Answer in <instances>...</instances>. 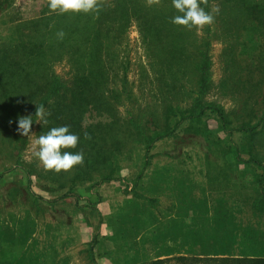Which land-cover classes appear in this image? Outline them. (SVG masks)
Wrapping results in <instances>:
<instances>
[{"label": "rangeland", "instance_id": "374dc122", "mask_svg": "<svg viewBox=\"0 0 264 264\" xmlns=\"http://www.w3.org/2000/svg\"><path fill=\"white\" fill-rule=\"evenodd\" d=\"M106 1L99 0V3L103 4ZM139 1L144 4L146 10L151 9L154 4L160 9H167L170 6L160 1L158 3L157 0ZM219 1L212 0L210 5V14L214 17L208 48L211 61V87L202 97L203 104L216 105L231 117L234 113H238L239 108H244L245 115L249 112L258 115L260 105L255 104V101H258L257 93L253 98H249L255 91L251 94L245 92L256 82L257 73H253V70L244 67L245 65L244 74L241 73L233 55L234 51L237 52L236 49L248 53L251 47L258 45L264 53V38L252 36L253 29L247 25H243L242 28L240 24L237 27L233 22L232 26L224 28L225 23H221V19L225 14L222 12L223 4ZM46 2L48 0H11L4 5L0 12V45L14 37L15 24L33 20ZM234 12L235 10L231 9L226 16ZM205 29L206 26L190 29L197 41L195 47L205 39ZM22 34L24 36L34 34L32 37H37L33 31L22 30ZM239 36L244 37L240 39L244 44L238 47ZM250 38L253 39L247 41ZM111 51V56L103 57V63L108 78L106 93L116 99V102L112 101L114 107L107 113L109 115L107 121L99 119L98 113L101 110L97 107L95 109L97 113L93 116L88 112L87 106L79 107L74 104L75 102L70 101L73 68L69 53L67 52V55H63L51 65L50 71L58 79L59 84L54 97L45 107L49 113L48 124L52 125V128L59 127L55 124L57 103L67 105L63 110L64 114L75 110L73 117L79 129L81 126L87 127V124L93 126L97 123L96 128L85 130L86 133L84 132L79 139V146L68 150L82 152L84 155L83 164L75 166L68 172L48 171L34 155L38 150L35 141L48 130L45 129V124L35 117L34 105L29 107L27 103L22 102L19 105L16 98L26 97L25 93L27 92L28 95L30 89L35 90V85L15 77L17 79H10L11 83L0 91V263L97 264L92 255L93 243L95 244L101 233H108L107 227L114 235L111 241L114 249L118 250L116 260L122 262L113 264H150V259L169 253L172 254L170 257L187 258L182 262L173 258L166 264H219L208 261L198 262L195 259V256L205 257L206 250L205 252L184 249L179 252L162 251L163 235L160 236L159 232L153 236L149 235L153 225H156H152L151 221L156 219L153 210L158 211L156 190L160 186L156 180L149 183L141 181L136 188L138 194H134L133 190L136 177L142 168L145 141L148 142L149 138H153L157 133L162 134L167 123L172 125L167 122L171 119L168 115L169 111H183L190 107L191 96L188 90L193 88L189 82L190 78H183L180 75L172 76L173 78L165 76L163 66L158 63L159 59L149 54L147 44L139 31V22L134 18L123 34L122 40L115 43ZM256 56L257 54L254 58ZM175 70L177 69L173 68V71ZM241 79L245 81L243 89H241L243 85ZM167 82L171 83L169 87H165ZM183 82L186 83L184 89L188 90L176 91L177 86ZM244 101H247L245 105H243ZM87 108V112L82 111ZM29 115L33 116L34 121L32 134L22 136L17 131V118ZM245 115L241 121L248 120ZM114 119L117 131L112 132L111 120ZM207 125L212 133L216 134L215 123L208 121ZM174 135L152 144V155L155 157L151 165L171 166L173 171L170 174L178 175L177 178L182 180L179 184L173 185L179 187L176 197L182 201V205L179 204V207L183 208L181 213L189 210L190 197L199 199L206 197L209 203L206 206L213 208L214 205L209 202V196H212L208 187L224 186V183L219 181L220 175L224 172L228 175L234 173L222 167L221 155L208 152L211 151L209 149L211 145L208 143L210 138L207 140L203 135H195L193 130L188 129V125H184ZM217 137L223 139L221 134ZM22 141L24 143L21 145ZM219 144L223 145V143ZM254 144L262 153L259 157L264 162V135L256 137ZM166 153H174L172 161L165 157ZM154 174L157 175L158 172ZM190 174H197V184L193 180L190 184ZM109 176L118 180L93 187L103 177ZM250 176L252 177V174L247 177L251 178ZM28 181L32 185L30 191L40 200L36 201V198L32 197ZM68 189L80 195V198L89 200L92 203L89 206L91 208L86 207L83 210L76 208L71 192L63 202L50 203L59 199ZM147 196L155 199L153 207L142 198ZM226 196L229 198V194ZM165 200L162 197L160 208L166 205ZM250 212L247 208V221L255 226L258 222L252 219ZM156 220L158 225L159 219ZM149 247L156 248L157 251L150 252ZM38 248H41L42 252L37 251ZM217 248L222 249L221 246ZM225 249L230 251L227 252ZM232 250L230 247H225L224 251H219L217 254L241 255L239 251L232 252ZM122 251L125 253L128 251L133 255L127 258L130 262L124 261ZM165 258L169 257H160V259Z\"/></svg>", "mask_w": 264, "mask_h": 264}, {"label": "trees", "instance_id": "16d2710c", "mask_svg": "<svg viewBox=\"0 0 264 264\" xmlns=\"http://www.w3.org/2000/svg\"><path fill=\"white\" fill-rule=\"evenodd\" d=\"M10 1L0 0V12L2 7ZM157 1L170 6L167 9H160L158 5L154 4L151 9L146 10L143 7L144 4L139 0H107L103 4L99 3L98 13L60 15L51 12L48 2H46L33 20L15 24L14 37L0 45V91L11 83L10 79H17L15 77L34 84L35 90L30 89L28 95L27 92L25 93L26 97H17L16 100L19 105L21 102L27 103L29 107L34 105V113H36L38 106L46 107L47 102L54 97L59 84L58 79L50 71L51 65L63 55H67L68 52L73 68L70 101L75 102L74 104L79 107L87 106L88 112L93 116L94 113H97L95 110L97 107L101 110L98 111L99 119L107 121L109 119L107 113L113 110L112 101L116 102V99L109 97L106 93L108 92L106 89L108 78L103 57L111 56V47L122 40L123 34L134 18L139 22V31L147 44L149 54L151 53L159 59L158 63L163 66L162 70L165 72V76L188 77L190 78L189 82L193 85L190 90L184 89L183 86L186 83L183 82L176 88V91H189L190 107L183 111H169L168 115L171 119H168L167 122L172 125L167 123L162 134L157 133L153 137L154 139L149 138L148 142L145 141L142 168L134 183V194H138L136 188L143 181L146 171L155 157L152 155V144L157 140L175 136L174 134L180 131L184 125H188V129L193 130L195 135H203L207 140L210 138L208 143L211 145L209 147L211 151L208 152L222 156L221 165L223 168H228L234 175L240 174L241 179H245L225 181L224 190L226 193L224 192V194H229V204L225 205L228 207L229 217L221 219L215 214L211 217L212 219L207 220L212 224L215 236L221 231L224 232V236L218 239L215 237L214 244L208 246V248H213L212 251H203L207 253L206 256L203 258L195 256V259L198 262L208 261L219 264H264V162L259 157L262 153L254 144L256 137L264 135V53L261 52L262 48L260 45L251 47V51L248 53L236 49L237 52L234 51L233 55L241 73L244 74V67L251 68L253 73H257L256 82L245 92L251 94L255 91L249 98H253V95L257 93L256 100L258 101H255V104L260 105L258 115H252L251 112L245 115L244 108H239L238 113H234L231 117L216 105H204L202 97L211 87V61L208 48L210 47V32L213 23L205 25L206 37L198 47H195L197 41L194 39L193 32L186 27L172 23V18L180 15L173 7L172 0ZM198 2L206 12L211 13L212 0H198ZM219 2L223 4L221 7L225 14V17L221 19V23H225L224 28L232 26L233 22L237 27L240 24L242 28L243 25H247L253 29L252 36L264 38V0H220ZM231 9L235 12L226 16ZM147 12L150 13L147 14ZM22 30L33 31L37 37L33 38L34 34L24 36ZM60 31L65 34L63 39L57 37V33ZM240 39H244V37H237L238 47L244 44V41H240ZM157 46L159 47L156 48ZM255 54L257 56L254 58ZM173 68L177 70L173 71ZM241 81L243 83L241 89H243L245 81L242 79ZM170 85V82L165 83V87ZM246 102L244 101L243 105ZM66 107L65 104L57 103L55 108V124L59 127H69L70 132L79 138L88 128L97 127L96 123L93 126L89 124L87 127L81 126L79 129L73 117L75 110L64 114L63 110ZM105 107L106 109H103ZM88 108L82 111L87 112ZM244 115L248 117V120L241 121ZM113 116H115L114 112ZM208 121L215 123L216 134H213L208 128ZM111 123V131H117L115 119L111 120ZM44 127L49 131L52 125L45 124ZM119 130L121 131V128ZM218 134H221L223 139H218ZM23 143L24 141L21 142V145ZM219 143H223V145L220 146ZM165 157L172 161L174 153H166ZM239 166H243L244 170L238 172ZM249 174H252L251 178L247 177ZM117 180L111 176L103 177L93 187ZM31 187V182L28 181L29 191ZM30 192L32 195L34 194L32 191ZM70 192L76 208L83 210L92 204L89 200L80 198V195L73 193L70 189L59 199L50 201V203L63 202L69 197ZM32 197L36 198V201L40 200L34 195ZM148 203L153 207L155 201L148 200ZM81 204H85V206L83 207ZM247 208L251 211L250 214L252 213V219L258 222L255 226H252L246 217L245 220L242 219ZM233 213L240 214L242 218L237 219ZM151 223L152 225L157 224V220L154 218ZM151 230V233H156L158 225H153ZM216 241L224 243L217 245ZM219 246L223 248L220 249L222 251L225 247H230L233 249L232 252L239 251L241 255L217 254ZM173 258L182 262L187 257L177 256L165 259L155 257L150 259V264H166Z\"/></svg>", "mask_w": 264, "mask_h": 264}, {"label": "crops", "instance_id": "0c3cea01", "mask_svg": "<svg viewBox=\"0 0 264 264\" xmlns=\"http://www.w3.org/2000/svg\"><path fill=\"white\" fill-rule=\"evenodd\" d=\"M237 169L238 172L244 170L243 166H239ZM147 170L148 171L146 172H149V174L146 173L143 182L149 183L156 180L158 182V185L160 186V188L156 190L158 194L157 197L158 201L156 199V202H158L159 204L158 211L161 214L158 213L157 210H153L155 212L153 214L156 217V219H159L158 230L156 231V233L159 232L160 236L163 235V240L161 243V247L163 249L162 251L167 250L168 252H176V251L179 252V251H183V249L185 251H193V252L205 251V250L212 251L213 248H208V246L214 244L213 241L215 237L217 239L221 236L223 237L224 232L221 231V233L219 232L215 236V233L213 232L212 224L209 223L207 220L212 219L211 217H213L215 214L219 216V218L221 219L224 218L228 219L229 211H228V207L225 204L227 205L229 204V198L224 194L225 192L224 186H220V188L207 186L208 191L210 192V195L212 197H210L209 195L206 196H209V202H211L210 204L214 205L213 208H208V206H206L207 204H209L207 202L206 197L200 199L197 197L196 198L190 197L188 201L189 210L182 212L183 213L182 214L180 211L183 208L181 209V207H179V204L180 206L182 205L181 204L182 201L176 197L178 194L177 190L179 187L173 186L175 184H179L180 182H182V180H179L177 178L178 175L173 176L170 174L171 171H173L171 169V166L160 165L157 167H153L152 165H150ZM153 171L158 172V174L155 175ZM203 177L204 175L202 176V178ZM206 177L207 175H205V178ZM189 178L191 180L190 184L192 180L195 184H197L196 182L197 174L195 175L190 174ZM228 179L231 180L241 179V175L240 174H238L237 176L228 175L227 172H224L219 177L220 183H225V181H227ZM241 180H245V179H241ZM162 197L166 199L165 201L167 203L164 207L160 208V202ZM146 199L147 202L148 200H155L153 197H149V196H147ZM154 205L155 203H153V206ZM245 214L242 218L240 217V214L233 213V215H236L237 219L242 218L243 220H245L246 217ZM106 229L108 233L106 232L101 233L98 240L95 241L92 250L94 262L97 264L122 263L116 260L117 257L116 253L118 250L114 249L115 247L113 246V242L111 241L112 239H114V235H112V232L109 230V228L106 227ZM156 233L154 232L149 235L153 236ZM105 238H108V240H105ZM216 243L217 245H221L224 242L216 241ZM148 251L150 252L157 251V249L153 247H149ZM218 251H222V250L218 249ZM40 252H42V249H40ZM122 253H123L122 258L125 259L123 260L125 262H130L129 260H127V258H131L133 255L128 251L126 253L122 251ZM162 256L164 257L168 256L169 258H171L170 256H172V254L169 253L168 255H162ZM162 256H157V257L158 259H160V257ZM60 257H62V255ZM0 264H4V263H0Z\"/></svg>", "mask_w": 264, "mask_h": 264}, {"label": "clouds", "instance_id": "9594fccd", "mask_svg": "<svg viewBox=\"0 0 264 264\" xmlns=\"http://www.w3.org/2000/svg\"><path fill=\"white\" fill-rule=\"evenodd\" d=\"M172 4L180 13L172 18L174 25L191 29L202 28L213 23V16L200 6L198 0H172ZM48 7L51 12L60 15L98 13L100 10L99 0H48ZM64 35L63 31L57 33L59 39H63ZM48 115L44 105L37 107L35 117L40 122L48 124ZM33 124V116H20L17 118V131L22 136H29L32 134ZM79 139V136L71 133L67 126L53 127L37 138L35 143L38 150L34 152V155L46 170L56 173L68 172L84 162L82 152L68 151L76 148Z\"/></svg>", "mask_w": 264, "mask_h": 264}]
</instances>
